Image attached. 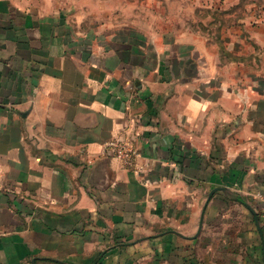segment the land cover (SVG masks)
<instances>
[{"label":"crops","instance_id":"0c3cea01","mask_svg":"<svg viewBox=\"0 0 264 264\" xmlns=\"http://www.w3.org/2000/svg\"><path fill=\"white\" fill-rule=\"evenodd\" d=\"M125 2L0 0V264H264V21L224 65Z\"/></svg>","mask_w":264,"mask_h":264},{"label":"rangeland","instance_id":"374dc122","mask_svg":"<svg viewBox=\"0 0 264 264\" xmlns=\"http://www.w3.org/2000/svg\"><path fill=\"white\" fill-rule=\"evenodd\" d=\"M123 5L127 13L123 18H108V25L142 29L157 37L178 38L188 32L193 42L202 38L210 48L214 44L224 65L242 63L243 45L250 47L249 41L254 50L251 62L255 68L260 64V44L254 35L243 33L264 21L261 0H127ZM246 13H251V19L244 17ZM261 55L264 59V52Z\"/></svg>","mask_w":264,"mask_h":264},{"label":"built area","instance_id":"2783aa9c","mask_svg":"<svg viewBox=\"0 0 264 264\" xmlns=\"http://www.w3.org/2000/svg\"><path fill=\"white\" fill-rule=\"evenodd\" d=\"M107 148L120 158L126 165L133 166L139 156L137 148L129 141L112 139L107 142Z\"/></svg>","mask_w":264,"mask_h":264},{"label":"water","instance_id":"95a60500","mask_svg":"<svg viewBox=\"0 0 264 264\" xmlns=\"http://www.w3.org/2000/svg\"><path fill=\"white\" fill-rule=\"evenodd\" d=\"M213 193H211L210 197L212 196Z\"/></svg>","mask_w":264,"mask_h":264}]
</instances>
